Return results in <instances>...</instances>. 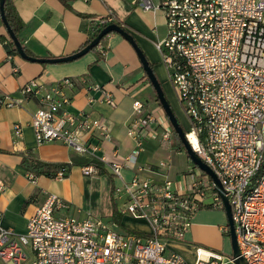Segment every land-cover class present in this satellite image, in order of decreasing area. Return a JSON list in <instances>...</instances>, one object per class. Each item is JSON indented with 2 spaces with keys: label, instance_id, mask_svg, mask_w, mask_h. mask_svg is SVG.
Here are the masks:
<instances>
[{
  "label": "built area",
  "instance_id": "2783aa9c",
  "mask_svg": "<svg viewBox=\"0 0 264 264\" xmlns=\"http://www.w3.org/2000/svg\"><path fill=\"white\" fill-rule=\"evenodd\" d=\"M136 6L164 16L166 37L157 49L189 121L185 139L221 186L239 256L245 264H264V0H138ZM114 20L97 19L94 27L101 30ZM79 86L76 78L50 86L33 79L17 96L0 94V109L35 99L38 108L28 127L36 145L60 142L100 163L106 175L120 181L112 189L117 214L146 223L148 231L122 230L111 218L80 217L61 198L45 193L23 234L0 223V264H234L231 252L196 247L195 261L189 263L169 249L170 243L185 241L199 211L224 213V205L212 179L190 161L183 175L185 191L174 189L166 174L175 142L168 122L133 100L126 135L134 141V151L126 157L117 150L104 155L102 143L111 141L107 124L68 111ZM90 89L101 93L100 102L115 107L110 93ZM22 130L21 124H13V141L22 137ZM149 138L169 154L154 167L138 162ZM126 169L132 170L128 180L122 177ZM81 172L97 176L92 165L81 166ZM27 178L36 180L30 174ZM221 233L229 239L227 222Z\"/></svg>",
  "mask_w": 264,
  "mask_h": 264
},
{
  "label": "crops",
  "instance_id": "0c3cea01",
  "mask_svg": "<svg viewBox=\"0 0 264 264\" xmlns=\"http://www.w3.org/2000/svg\"><path fill=\"white\" fill-rule=\"evenodd\" d=\"M138 0H72L69 8L60 0H9L15 13L23 24L21 37L23 44L32 57L60 58L72 55L87 39L92 21L111 16L124 24L138 48L152 65V69L162 86L167 100L172 99L169 74L162 62L157 43L166 37L165 20L160 11H142L137 6ZM0 94L17 96L20 88L33 79L50 86L65 78H76L81 82L72 95L68 111L71 114L86 113L92 118L103 120L111 136L110 142L102 143V154L109 156L117 150L121 157L130 155L135 143L126 135V126L131 116L133 100L143 102L148 112L156 118L160 114L153 89L148 82L141 63L131 45L117 34L106 39L108 51L97 62L95 53H88L82 58L64 64L42 65L22 60L19 56H9L5 44L8 35L0 21ZM13 69L18 73L13 74ZM171 84V83H170ZM98 87L110 93L115 101L111 108L100 102L101 93L93 92L90 87ZM176 95V94H175ZM37 101L26 99L20 107L0 109V223L17 234L26 230L28 218L35 206L43 202L45 193H51L68 203L80 217L92 215L112 219V189L119 185L116 178L104 174L85 177L81 166H71L66 177H36L30 182L21 168L23 157L48 164H71L85 158L76 155L71 148L60 142H49L37 146L28 123L37 110ZM181 126H186L176 112ZM23 126L22 137L13 141V124ZM188 125V124H187ZM177 146L178 141L175 139ZM166 151L156 139L149 138L142 144L138 156L140 165L154 167L166 160ZM183 151L177 148L173 156L180 157ZM185 154V153H184ZM186 161H189L185 154ZM185 162L179 165V171L188 168ZM174 167L166 173L173 181L177 176ZM132 176V170L122 172L124 180ZM4 189H1V188ZM186 182L178 181L174 186L184 192ZM115 207V205H114ZM226 216L221 211L201 210L193 218L191 227L183 243H170L169 249L180 255L185 261L194 263L196 247L224 252L226 238L221 229L226 224ZM116 223V222H115ZM129 224V226H128ZM122 230L147 232V225L131 218H121ZM134 225L143 228L133 227ZM131 226V227H130Z\"/></svg>",
  "mask_w": 264,
  "mask_h": 264
},
{
  "label": "water",
  "instance_id": "95a60500",
  "mask_svg": "<svg viewBox=\"0 0 264 264\" xmlns=\"http://www.w3.org/2000/svg\"><path fill=\"white\" fill-rule=\"evenodd\" d=\"M4 4L5 0H0V21L2 26L5 28L6 33L8 35V38L14 45V49L17 53V56H19L22 60L28 61L31 63H38L42 65H56V64H64V63H70L73 61H76L86 54L90 53L94 48H96L99 44L100 41L107 35L109 34H117L120 37H122L124 40H126L133 50L135 51L143 72L150 83L155 96L157 100V104L160 106V108L163 111V114L165 118L167 119L168 124L172 128L173 132L178 138V141L183 147L184 153L186 154L188 160L193 164V166L197 167L199 170H201L203 173L208 175L213 183L216 186V189L222 199L223 205H224V214L226 216L227 220V226L229 228V241H230V246H231V253L232 257L234 259V264H245L243 259L239 256V251L238 247L236 244V237H235V230H234V225H233V220H232V213H231V208L227 202V199L223 196L221 186L213 174V172L197 157V155L191 150L189 144L187 143L185 139V133L183 130V127L179 123L177 117L173 113L168 100L165 97L164 91L162 89L161 84L159 83L153 69L150 67L146 57L144 54L141 52V50L138 48L137 44L135 43L133 37L123 28L117 26L116 24H111L103 28L99 34L91 41L89 45L86 47L82 48L78 52L65 56V57H60V58H36V57H31L28 56L22 48L21 43L17 40L13 32L10 30V28L7 25L5 16H4Z\"/></svg>",
  "mask_w": 264,
  "mask_h": 264
},
{
  "label": "trees",
  "instance_id": "16d2710c",
  "mask_svg": "<svg viewBox=\"0 0 264 264\" xmlns=\"http://www.w3.org/2000/svg\"><path fill=\"white\" fill-rule=\"evenodd\" d=\"M60 1L63 3V5L65 7L69 8V3L72 0H60ZM4 16H5V19H6L8 27L13 32V34L15 35L17 40L21 43L23 51L28 56L32 57V55L29 53V51L24 46L23 39L21 37V30H22L23 24L20 21V19L17 16V14L15 13V10H14L13 6L10 4L9 0H5ZM105 18L106 17L98 18V19H105ZM95 20H97V19H94L92 21V25L90 27V29L93 30V34L91 35L90 32H88L87 39L84 42V44L79 48V50H81L82 48H84L87 45H89L91 43V41L99 34V32L103 28H105V26H104V27L101 28V30H97V27L96 28L94 27ZM112 24H116L117 26H119V27H121L123 29L125 27L124 24H122L118 20H114V22ZM112 34H114V33H112ZM109 35H111V34H109ZM109 35L105 36L100 41V44L91 51L92 53H95L97 55V62L99 60H102L104 54L108 51V48L106 46V39L108 38ZM5 48H6L7 54L9 56H17V53H16V51L14 49V45L10 41L9 38H8L6 44H5ZM149 65L152 68V65L150 63H149ZM154 96H155V93H154ZM155 99H156V96H155ZM174 137L178 141V138L175 135V133H174ZM178 144H179V149L183 151V147H182V145L180 144L179 141H178ZM76 165H80V166H90V165H92L94 167V169L96 170V173H97L98 176L105 174V172H104L102 166L100 165V163H98L95 160H92V161L82 160V161H79V162L73 161L71 164H48V163L39 162V161L33 159L31 156L23 157L22 160H21V168L26 173H28L30 175H33L35 177L45 176V177H49V178H54L55 175L58 172H64L63 177H66L70 167L71 166H76ZM112 203H113V201H112ZM112 220L114 222H116L117 224H120L121 217L117 214L114 205H113Z\"/></svg>",
  "mask_w": 264,
  "mask_h": 264
},
{
  "label": "rangeland",
  "instance_id": "374dc122",
  "mask_svg": "<svg viewBox=\"0 0 264 264\" xmlns=\"http://www.w3.org/2000/svg\"><path fill=\"white\" fill-rule=\"evenodd\" d=\"M169 85H170V89H171V94H172V99H174V102H173V104H172V102H170L169 100H168V103H169V105H170V107H171V109H172V111H173V113L175 114V116H176V112L178 113V115H179V117H180V119H181V121L186 125V126H183V130H186L187 128H188V123H189V121H188V118H187V116H186V114H185V112H184V110H183V108H182V106H181V104H180V102H179V100H178V98H177V96L175 95V92H174V90H173V87H172V85L170 84V82H169ZM165 94V93H164ZM166 97V96H165ZM167 99V98H166ZM158 110H159V112H160V114H162V115H164L163 114V111H162V109L160 108V106L158 105L157 107H156ZM151 114L152 115H154L152 112H151ZM176 142V141H175ZM174 145L175 146H177L175 143H174ZM179 146V145H178ZM177 148H179V147H176V148H174V150H177ZM169 156V154L168 153H166V159H167V157ZM181 158H182V162H185L186 164H185V166H188V167H191V163L189 162V161H186V158H185V154H184V150H183V153H182V155L179 157H176L175 158V156H173V159H172V166H175L174 167V171H176V177L173 179V187L177 184V182L178 181H182L183 183H184V173L187 171V169L186 170H184V172H180L179 171V165H180V162H181ZM146 224V223H145ZM147 225V224H146ZM128 226H129V224H128ZM131 227V226H130ZM133 227H140V228H143V226H137V225H134ZM148 227V226H147ZM231 252V246H230V241H229V239H227L226 238V244H225V248H224V252H222L223 254H225V255H228L229 253Z\"/></svg>",
  "mask_w": 264,
  "mask_h": 264
}]
</instances>
